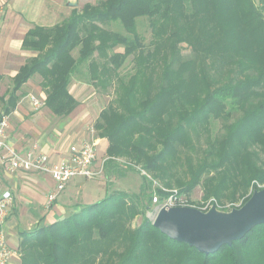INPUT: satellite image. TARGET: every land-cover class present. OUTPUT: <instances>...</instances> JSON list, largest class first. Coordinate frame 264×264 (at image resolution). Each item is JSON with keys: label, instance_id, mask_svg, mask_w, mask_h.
Masks as SVG:
<instances>
[{"label": "trees", "instance_id": "1", "mask_svg": "<svg viewBox=\"0 0 264 264\" xmlns=\"http://www.w3.org/2000/svg\"><path fill=\"white\" fill-rule=\"evenodd\" d=\"M138 18L152 27L147 50L136 34ZM107 21L120 23L134 38L98 25ZM183 43L192 49L191 58H183ZM22 45L35 56L19 67L8 99L0 100L3 115L37 74L44 107L68 117L78 106L70 79L79 65L91 62L94 84L106 89L117 80L115 100L94 123L108 142L105 174L123 176L117 163L123 159L127 170L138 167L144 175L138 194L107 192L62 220L21 234L20 264H264V224L230 247L202 254L160 233L145 215L154 182L171 190L170 167L176 162L186 177L174 180L180 195L201 184L203 199L218 203L227 188L241 192L252 183L262 189L257 186L264 185V0H102L73 9L53 27L35 26ZM118 46L123 51L112 52ZM129 56L133 73L122 82L117 71ZM94 57L106 62L101 72ZM232 112L240 115L211 138L210 121L228 120ZM193 133L206 135L199 153ZM154 192L160 201L168 196L159 188ZM137 216L139 225L131 227Z\"/></svg>", "mask_w": 264, "mask_h": 264}, {"label": "crops", "instance_id": "2", "mask_svg": "<svg viewBox=\"0 0 264 264\" xmlns=\"http://www.w3.org/2000/svg\"><path fill=\"white\" fill-rule=\"evenodd\" d=\"M69 1L71 0H0V85L10 80L12 85V78L17 74L19 67L31 57V53L33 54L23 49L22 45L28 32L35 26L53 27L68 18L72 10L76 9L68 6ZM75 1L80 9L87 3L94 4V0ZM33 78L31 77L22 87L36 89L32 83ZM11 88L0 94V100L8 99ZM36 90L39 96L44 95L41 88ZM15 94L20 98L7 115L6 133L8 143L21 155L31 148H36L45 152L51 163H56L66 153L69 145H79L93 140L91 134L84 129L83 116L86 112L85 107L79 102L69 115L73 131L69 135L64 128L62 131V128L50 127L44 109L36 110L32 107L28 96L34 94L29 93L26 96L23 94L24 98L20 91ZM0 104V113H2L3 102L0 101ZM100 145L102 155L107 144L105 146L101 141L98 146ZM96 149L98 152L97 146ZM52 187V181L47 175L19 172L14 176H7L0 170V194L4 190H10L13 194V206L3 224L7 242L17 252L12 259L13 264H20L18 249L21 234L62 220L69 214L80 211L84 206L102 199L108 192L106 184L101 180L98 184L96 179L75 178L68 182L58 199L48 206L47 193Z\"/></svg>", "mask_w": 264, "mask_h": 264}, {"label": "rangeland", "instance_id": "3", "mask_svg": "<svg viewBox=\"0 0 264 264\" xmlns=\"http://www.w3.org/2000/svg\"><path fill=\"white\" fill-rule=\"evenodd\" d=\"M102 0H94V4H97ZM257 4H259V0H255ZM76 9H80V6L78 5ZM80 11V10H79ZM100 27L109 30L111 32L120 33L123 36H127L131 39L134 38L132 35H128L123 30L122 26L118 22H112L107 21L103 24H98ZM152 27L150 24V21L147 18H138L136 20V34L140 41L141 47L143 50H147L150 48V41L152 39ZM78 49V48H77ZM77 49H75L72 52V56L74 58H77ZM181 53L183 58H191L193 55L192 49L189 48L186 44L180 45ZM123 47L118 46L116 47L112 52H122ZM34 54V55H33ZM31 53V57L35 56V53ZM95 58V59H94ZM93 60L94 64L93 66L96 67L98 72L102 71V64H105L106 62L102 59H99L97 57H94ZM91 62H85L79 65L75 71V73L72 75L70 79L69 84V91L70 93L76 98V100L80 103V105L85 107V115L84 118V129L87 133H90L93 137V140L97 144L98 152H97V159H96V166L98 168H102V177L100 179H96V183L99 184L100 180L107 186V191L109 193H112L114 191H123L128 194H138L139 187L141 184V176L144 175L143 171H140L138 167H134L132 171H129L126 169L127 163L123 159H117L118 165L121 166V168L125 171L123 176L117 175V173L110 174L109 177L105 174V170L103 169V161L107 158L105 153H102L101 155V145L100 142L102 141L105 146L108 145V142L106 138H100L98 136L97 131L94 129V123L96 119L99 116V113L106 109L108 104L115 100L116 98V90L115 87L117 85V80L112 83L110 86H108L106 89H103L96 84H94L90 78H89V68ZM133 62H132V56H129L121 65V67L118 69V76H116V79L122 80V82H126L128 77L133 73ZM32 79L33 85L36 87V89L40 88L39 83L41 81L40 76H33ZM11 80L5 82V84L0 85V94L4 93L7 89L11 88ZM33 89L31 87L24 86L20 89V93L22 94V98H24L27 94L32 93L41 99H45V94L40 95L38 94L37 90ZM25 96H24V95ZM1 106V104H0ZM44 109L46 113L44 115L46 118H48L50 122V127L53 129H59L62 128V131L66 129V132L70 135L72 131L71 125L72 121L70 117H57L52 115L45 107L40 108V110ZM43 110V111H44ZM240 115L238 112H232V115L229 117V119L225 120H211L208 126V135L213 138L216 136H220L222 134V125L223 123L233 122L235 119ZM0 116L3 117V113H0ZM83 121V119H82ZM64 128V129H63ZM200 133V132H199ZM192 139L195 143L197 153L200 152L201 148L205 147V139L206 135L204 133L198 134L193 133ZM107 148V146H106ZM260 162L264 160V155L259 153ZM193 162H195V157H192ZM172 175L173 177L170 179V183L172 187H170L171 190L167 191L164 188L161 187L160 184L157 182L153 183L152 186V203L148 204L150 207L146 210V217L153 218L154 213H156V210L159 207L158 204H154L153 200L157 198L159 201V196L156 195L154 192V188L162 189L164 192H167L168 196L164 198L160 202H164L169 200L171 197H176L179 201H181V205L189 206L197 208L201 211H206L208 208H210L212 205H214L218 210L220 211H229L232 208H239L241 205H243L244 198L251 196L252 192L254 191V188L251 185L245 190L241 192H231L229 188L225 192H222L221 195L222 199L220 202H216L214 198L209 197L203 199V189L201 187V184L195 186V188L190 192L188 196L180 195L178 194V189L176 185H174V180L179 179L181 181L186 180L185 175L183 174V165H181V168L177 166V162L173 164L171 167ZM140 171V172H139ZM258 188H264V185H258ZM249 196V197H250ZM249 199V198H248ZM145 203H147L145 201ZM141 221V217L137 216L131 224V227H136L139 225Z\"/></svg>", "mask_w": 264, "mask_h": 264}, {"label": "built area", "instance_id": "4", "mask_svg": "<svg viewBox=\"0 0 264 264\" xmlns=\"http://www.w3.org/2000/svg\"><path fill=\"white\" fill-rule=\"evenodd\" d=\"M29 102L36 110L44 107V101L34 95L28 96ZM8 119L0 118V170L4 175L14 176L19 172H33L50 177L53 187L47 193V205L50 206L58 199L69 181L75 178L94 180L102 177V168L95 167L97 159V144L95 141L82 142L79 145H69L66 153L56 163H51L49 156L36 148L27 150L21 155L7 141ZM154 204L162 206H184L176 197L160 202L157 198ZM13 206V194L4 190L0 194V264H13L12 259L17 255L7 242L4 230V220Z\"/></svg>", "mask_w": 264, "mask_h": 264}, {"label": "water", "instance_id": "5", "mask_svg": "<svg viewBox=\"0 0 264 264\" xmlns=\"http://www.w3.org/2000/svg\"><path fill=\"white\" fill-rule=\"evenodd\" d=\"M68 6L75 8L77 2L71 0ZM151 220L153 227L169 239L199 253L212 254L264 224V188L254 190L243 205L229 211H220L214 205L206 211L189 206H162Z\"/></svg>", "mask_w": 264, "mask_h": 264}]
</instances>
